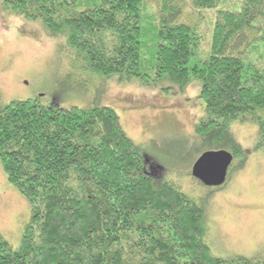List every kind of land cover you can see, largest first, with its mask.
Listing matches in <instances>:
<instances>
[{
    "label": "trees",
    "instance_id": "obj_1",
    "mask_svg": "<svg viewBox=\"0 0 264 264\" xmlns=\"http://www.w3.org/2000/svg\"><path fill=\"white\" fill-rule=\"evenodd\" d=\"M185 1L161 0L156 15L145 0L1 7L61 38L97 85L136 79L171 93L200 82L205 111L194 135L229 146L237 161L230 174L248 159L234 123L257 124L264 148V0H190L215 14L206 50L198 24L183 21ZM0 163L32 210L18 247L0 234V264H264L213 253L206 204L149 172L143 145L110 106L63 108L39 98L0 105Z\"/></svg>",
    "mask_w": 264,
    "mask_h": 264
},
{
    "label": "rangeland",
    "instance_id": "obj_2",
    "mask_svg": "<svg viewBox=\"0 0 264 264\" xmlns=\"http://www.w3.org/2000/svg\"><path fill=\"white\" fill-rule=\"evenodd\" d=\"M145 2L146 12L156 15L161 0ZM183 8V21L198 24L204 32L206 50L214 11L196 10L190 0ZM74 59L61 38L50 37L38 23L3 9L0 0V105L39 98L63 108L97 103L112 107L126 133L143 145L149 172L206 204L213 253L221 258H263L264 148L258 147V125H232L248 159L230 171L222 188L208 187L191 174L193 163L204 150L230 148L202 145L194 135L205 111L200 82L171 93L143 86L136 79L120 83L110 78L98 80L97 85V79L78 69ZM31 215L30 202L8 182L0 163V234L12 247L19 246Z\"/></svg>",
    "mask_w": 264,
    "mask_h": 264
},
{
    "label": "water",
    "instance_id": "obj_3",
    "mask_svg": "<svg viewBox=\"0 0 264 264\" xmlns=\"http://www.w3.org/2000/svg\"><path fill=\"white\" fill-rule=\"evenodd\" d=\"M233 161L229 150H206L193 163L191 174L208 187H219L227 181Z\"/></svg>",
    "mask_w": 264,
    "mask_h": 264
}]
</instances>
